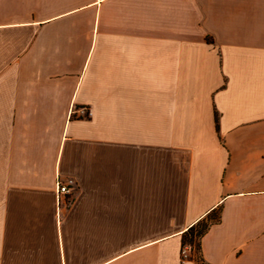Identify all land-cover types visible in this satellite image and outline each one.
I'll use <instances>...</instances> for the list:
<instances>
[{
  "label": "crops",
  "instance_id": "obj_1",
  "mask_svg": "<svg viewBox=\"0 0 264 264\" xmlns=\"http://www.w3.org/2000/svg\"><path fill=\"white\" fill-rule=\"evenodd\" d=\"M0 264H264V0H0Z\"/></svg>",
  "mask_w": 264,
  "mask_h": 264
},
{
  "label": "trees",
  "instance_id": "obj_2",
  "mask_svg": "<svg viewBox=\"0 0 264 264\" xmlns=\"http://www.w3.org/2000/svg\"><path fill=\"white\" fill-rule=\"evenodd\" d=\"M210 225L211 224L208 220L202 221L199 224L190 228L183 235V245H190L192 248V252L199 254L201 250V240L208 231Z\"/></svg>",
  "mask_w": 264,
  "mask_h": 264
},
{
  "label": "built area",
  "instance_id": "obj_3",
  "mask_svg": "<svg viewBox=\"0 0 264 264\" xmlns=\"http://www.w3.org/2000/svg\"><path fill=\"white\" fill-rule=\"evenodd\" d=\"M72 182H69V184L65 185L61 183V181H58L57 183V191L58 195H69L70 194V185ZM192 251V248L190 245H184L182 248V259L186 260L190 257V253Z\"/></svg>",
  "mask_w": 264,
  "mask_h": 264
}]
</instances>
